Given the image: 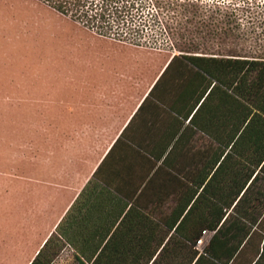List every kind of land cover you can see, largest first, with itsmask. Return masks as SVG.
<instances>
[{"label":"crops","instance_id":"obj_1","mask_svg":"<svg viewBox=\"0 0 264 264\" xmlns=\"http://www.w3.org/2000/svg\"><path fill=\"white\" fill-rule=\"evenodd\" d=\"M93 55L56 85L37 158L0 176V264H264L248 119L178 55Z\"/></svg>","mask_w":264,"mask_h":264},{"label":"rangeland","instance_id":"obj_2","mask_svg":"<svg viewBox=\"0 0 264 264\" xmlns=\"http://www.w3.org/2000/svg\"><path fill=\"white\" fill-rule=\"evenodd\" d=\"M170 10L133 38L100 35L37 0H0V176L20 171L24 157L37 158L38 146L50 138L39 128L53 111L56 85L71 79L74 69L76 78L89 76L86 67L91 73L101 64L93 51L142 48L164 59L264 52V0H180ZM7 221L2 212V253Z\"/></svg>","mask_w":264,"mask_h":264},{"label":"trees","instance_id":"obj_3","mask_svg":"<svg viewBox=\"0 0 264 264\" xmlns=\"http://www.w3.org/2000/svg\"><path fill=\"white\" fill-rule=\"evenodd\" d=\"M57 13L82 24L88 29L105 35L112 31L140 38L141 33L151 21L162 15V11L171 12L172 3L178 0H37ZM149 1V2H148ZM185 2L186 0H182ZM146 12V14H145ZM183 14V13H181ZM130 23V28L125 24ZM123 27V28H122ZM165 32L169 26L163 27ZM180 58L195 69L207 88L214 82L213 89L222 90V104L229 106L240 117L239 128L254 129L255 159L264 160V52L255 56H215L181 53ZM177 56H173L175 60ZM173 60L171 62H173ZM202 96V95H201ZM235 105H237L235 110ZM229 109V107H226ZM31 264H38L37 260Z\"/></svg>","mask_w":264,"mask_h":264},{"label":"built area","instance_id":"obj_4","mask_svg":"<svg viewBox=\"0 0 264 264\" xmlns=\"http://www.w3.org/2000/svg\"><path fill=\"white\" fill-rule=\"evenodd\" d=\"M200 243V242H199Z\"/></svg>","mask_w":264,"mask_h":264}]
</instances>
